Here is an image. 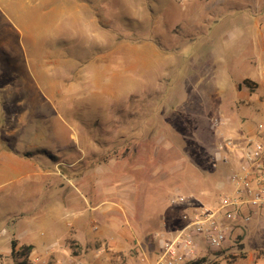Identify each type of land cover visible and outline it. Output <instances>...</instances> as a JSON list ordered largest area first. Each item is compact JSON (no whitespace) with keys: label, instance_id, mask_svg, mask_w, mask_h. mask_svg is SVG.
<instances>
[{"label":"rangeland","instance_id":"1","mask_svg":"<svg viewBox=\"0 0 264 264\" xmlns=\"http://www.w3.org/2000/svg\"><path fill=\"white\" fill-rule=\"evenodd\" d=\"M259 3L56 0L23 35L0 28V145L24 160V176L0 185V264H14L13 240L29 244L21 234H47L43 223L59 203L84 211L92 234L134 229L155 259L156 234L171 236L218 202L228 175L216 158L225 136V126L213 128L222 119L218 88L251 72L259 48H241L233 35L264 22ZM69 226L62 234L78 230ZM241 230L225 250L204 247L195 261L264 264V225ZM48 246L28 264H98L107 249Z\"/></svg>","mask_w":264,"mask_h":264},{"label":"crops","instance_id":"2","mask_svg":"<svg viewBox=\"0 0 264 264\" xmlns=\"http://www.w3.org/2000/svg\"><path fill=\"white\" fill-rule=\"evenodd\" d=\"M45 2L49 6L51 3L55 4L56 0H0V28L16 29L22 33L21 30L36 27L35 22L42 19L41 9L43 8L42 4H45ZM253 6L256 7L258 13L264 12V8L260 3ZM257 20L258 22L254 24H246L239 34L234 33L233 35L236 43L241 48L250 44H253L257 49L259 48V52L251 58V72L246 77H243V80H235L234 83L223 84L222 87L218 88L220 99L218 110L225 121V125H223L225 127L220 129L221 135L233 137L239 141H242L247 136H255L257 125L264 119V22ZM245 81L251 82V88L244 83L240 85ZM222 132H225V134H222ZM9 158H11L10 162ZM23 166L24 160L11 156L8 149L0 145V185L7 184L8 186L12 175L24 176ZM223 166L229 173V165L223 163ZM218 186L220 188L216 187L218 191L229 190L227 181L222 179ZM3 193L5 192H1L0 195ZM86 204L88 203L86 202ZM111 207L113 206L107 205L103 211H108ZM88 209L95 211L96 207L93 208L89 204ZM67 210L63 204L61 207L60 203L55 206V209H51L48 222L43 223V227L48 230L44 237L38 236L35 231H30V234H21L24 238L29 239V244L27 245H32L33 251L44 244L49 245L48 247L56 244L66 247L69 242L75 241L78 245L77 252L80 251L82 254L92 245L95 246L97 244L99 246L102 243L107 249H104L106 252L105 257L101 262H97L98 264H113V259L116 260L117 258H122L126 262L125 264H132L127 261H132L131 255L135 251L143 254V257L138 261L140 264L154 263L156 259L153 257L155 256L154 249H151L150 245L148 247L144 244L142 247L139 246V240L134 229H115V232L111 235L102 230L92 234L86 230L88 218L85 216L84 211L74 213L72 210ZM68 214L72 217L70 220L65 219ZM92 214L94 215L95 213ZM69 222L71 226L74 225L78 230L62 234L60 230L67 229ZM108 222H111L110 226L113 231V227H116L115 221L109 220ZM252 224L261 225L259 221H254ZM240 233L246 232L241 230ZM20 245L23 244L20 243ZM76 255L78 254L76 253Z\"/></svg>","mask_w":264,"mask_h":264},{"label":"built area","instance_id":"3","mask_svg":"<svg viewBox=\"0 0 264 264\" xmlns=\"http://www.w3.org/2000/svg\"><path fill=\"white\" fill-rule=\"evenodd\" d=\"M185 4L191 0H176ZM225 125L216 120L214 129ZM216 158L229 165L228 191L215 205L195 211L188 222L171 236L156 234L161 242L153 264H187L206 251L226 249L234 235L254 221L264 225V119L257 125L255 136L239 141L224 136L217 145ZM180 202L184 197L178 198Z\"/></svg>","mask_w":264,"mask_h":264},{"label":"trees","instance_id":"4","mask_svg":"<svg viewBox=\"0 0 264 264\" xmlns=\"http://www.w3.org/2000/svg\"><path fill=\"white\" fill-rule=\"evenodd\" d=\"M247 86L251 88V82L245 81L244 82ZM225 250V249H223ZM220 250V251H223ZM33 252V246L32 245H21L19 246V242L17 240H13L11 244V254L13 259L15 260L14 264H28L30 260L31 253ZM19 259H22L21 261H18ZM189 264H218L214 263L212 261H209L207 257H204L200 260H197L195 262H191Z\"/></svg>","mask_w":264,"mask_h":264}]
</instances>
